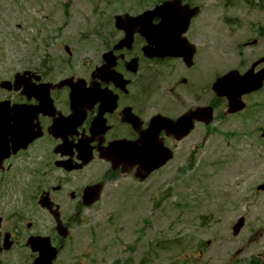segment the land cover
Returning a JSON list of instances; mask_svg holds the SVG:
<instances>
[{"label": "rangeland", "instance_id": "rangeland-1", "mask_svg": "<svg viewBox=\"0 0 264 264\" xmlns=\"http://www.w3.org/2000/svg\"><path fill=\"white\" fill-rule=\"evenodd\" d=\"M11 1L0 0V82L23 68L18 64L17 26L28 31L32 25L28 14ZM64 1L71 13L70 32L77 36L84 32L91 38L115 15H137L144 7L158 4V0ZM235 1L229 7L230 0L203 4L210 12L207 25L211 32L207 27L208 39L199 37L200 60L224 64V69L207 75L206 82L211 79V84L219 72L225 73V66L239 69L264 51L262 41L261 53L232 52L264 28V8L254 10V19L246 21L241 18L244 5ZM56 16L55 21H63L62 14ZM253 24L256 31L250 32ZM224 111L218 110L210 130L197 128L188 143L196 152L192 159L189 149L180 150L178 160L145 184L128 178L121 181L120 188L107 189L98 207L85 214L61 264H264V192L257 191L264 185V90L250 99L245 114L225 118ZM14 192L21 202L23 190ZM242 216L246 226L234 237L232 227Z\"/></svg>", "mask_w": 264, "mask_h": 264}, {"label": "flooded vegetation", "instance_id": "flooded-vegetation-1", "mask_svg": "<svg viewBox=\"0 0 264 264\" xmlns=\"http://www.w3.org/2000/svg\"><path fill=\"white\" fill-rule=\"evenodd\" d=\"M145 45L141 39L138 51L141 52ZM66 51L72 58L77 55L75 50L72 55L67 47ZM114 55L104 60L103 55L93 53L90 61L81 59L78 62L70 77L76 83L85 82L82 97L89 104L78 107V119L67 122L71 126L65 129L59 124L52 133L51 128L72 115L71 89L64 86L52 90L56 115L41 114L33 131L41 135L39 139L33 141L25 151L12 156L0 171L2 175L16 172L19 182H26L25 190L32 193L34 206H38L42 197L50 201V208L41 210L44 218L47 213L50 215V220L41 218L38 221L37 212L32 206L22 216L0 215V238L9 234V239L16 242V246L30 252L29 259L32 261L38 255L29 248L30 240L49 238L54 247L63 251L66 240H62L60 233L73 232L83 220L86 212L85 191L100 183L117 186L121 178L135 176L131 167L137 165L140 155L147 154V145L140 141L143 134L148 136L150 130L161 144L156 148V153L164 154L166 149H175L179 144L175 138V123L196 107L195 67H188L183 59H148L138 54L131 56L127 51ZM136 58L138 62L134 61ZM103 67L116 71L129 85L124 86V81L120 79H117V84L98 80L99 86L92 87L93 75ZM94 90L96 96L91 94ZM115 96L117 102L113 108ZM17 104L37 106L38 102L36 98L27 99L13 92L11 105ZM111 110L114 111L103 114ZM11 115L14 121L19 122L14 118V113ZM121 142L124 143L120 147L115 146ZM90 158L92 160L85 167L68 171ZM126 158L130 167L122 162ZM129 170V174H124ZM28 215L35 221L23 228L19 217L25 219ZM57 217L61 225L57 224Z\"/></svg>", "mask_w": 264, "mask_h": 264}, {"label": "water", "instance_id": "water-1", "mask_svg": "<svg viewBox=\"0 0 264 264\" xmlns=\"http://www.w3.org/2000/svg\"><path fill=\"white\" fill-rule=\"evenodd\" d=\"M235 84L236 82L234 80H231L226 83V87L232 90H236ZM236 232H239V228H236Z\"/></svg>", "mask_w": 264, "mask_h": 264}]
</instances>
